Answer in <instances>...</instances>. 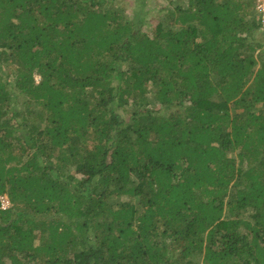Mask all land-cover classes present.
I'll use <instances>...</instances> for the list:
<instances>
[{"label": "trees", "instance_id": "trees-1", "mask_svg": "<svg viewBox=\"0 0 264 264\" xmlns=\"http://www.w3.org/2000/svg\"><path fill=\"white\" fill-rule=\"evenodd\" d=\"M255 1L0 0V264H264Z\"/></svg>", "mask_w": 264, "mask_h": 264}, {"label": "rangeland", "instance_id": "rangeland-1", "mask_svg": "<svg viewBox=\"0 0 264 264\" xmlns=\"http://www.w3.org/2000/svg\"><path fill=\"white\" fill-rule=\"evenodd\" d=\"M114 3L122 7L128 15H132L136 7L135 0H114ZM176 5H181L183 7H186L187 0H145L146 21L143 26V30L147 32L148 34H150L152 29L156 26V24L162 18L161 14L164 11L160 12V10H162L163 8L166 9L167 7L172 8ZM254 6H255V3H254ZM254 6H253V9H254ZM263 38L264 37L259 32V30L254 31V34H253L254 40L264 41ZM36 79H38V77H36ZM119 200L125 201V200H128V198L123 196V197H120ZM246 215L247 213H245L243 217L246 218Z\"/></svg>", "mask_w": 264, "mask_h": 264}, {"label": "built area", "instance_id": "built-area-1", "mask_svg": "<svg viewBox=\"0 0 264 264\" xmlns=\"http://www.w3.org/2000/svg\"><path fill=\"white\" fill-rule=\"evenodd\" d=\"M254 11L259 23L258 30L264 37V0H256ZM0 204L2 209H6L10 206L9 200L6 196L0 197Z\"/></svg>", "mask_w": 264, "mask_h": 264}]
</instances>
